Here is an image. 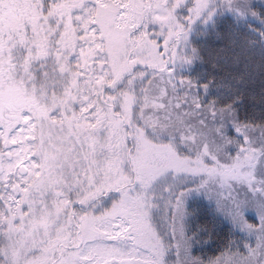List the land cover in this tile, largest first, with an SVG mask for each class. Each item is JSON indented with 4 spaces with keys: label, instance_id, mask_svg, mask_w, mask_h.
Segmentation results:
<instances>
[{
    "label": "snow or ice",
    "instance_id": "obj_1",
    "mask_svg": "<svg viewBox=\"0 0 264 264\" xmlns=\"http://www.w3.org/2000/svg\"><path fill=\"white\" fill-rule=\"evenodd\" d=\"M0 264H264V0H0Z\"/></svg>",
    "mask_w": 264,
    "mask_h": 264
},
{
    "label": "trees",
    "instance_id": "obj_2",
    "mask_svg": "<svg viewBox=\"0 0 264 264\" xmlns=\"http://www.w3.org/2000/svg\"><path fill=\"white\" fill-rule=\"evenodd\" d=\"M262 0H256V3H261ZM233 70H235L236 66L232 65L230 66ZM239 69L242 73L246 74V70L244 68L243 65L239 66ZM253 86L256 88V90H259V79H258V72L256 73V78L252 81ZM222 230V231H221ZM229 231V228L226 224H218L217 226V232L218 234L222 237L225 233H227ZM233 239L238 240V235H235L232 237ZM213 253L218 254L217 250H216V246L213 245L210 248L209 247H205L203 252H198L197 255H203V256H212Z\"/></svg>",
    "mask_w": 264,
    "mask_h": 264
},
{
    "label": "rangeland",
    "instance_id": "obj_3",
    "mask_svg": "<svg viewBox=\"0 0 264 264\" xmlns=\"http://www.w3.org/2000/svg\"><path fill=\"white\" fill-rule=\"evenodd\" d=\"M249 219H250V222L256 223L257 227L259 226V218L258 217H255L254 215L249 214ZM237 239L240 240L241 236L238 235ZM234 240H236V239H234ZM252 243H254V241H252Z\"/></svg>",
    "mask_w": 264,
    "mask_h": 264
}]
</instances>
